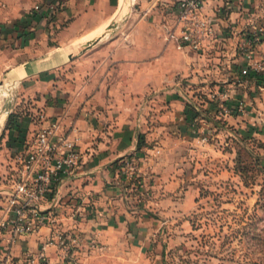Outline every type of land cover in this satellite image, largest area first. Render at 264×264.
<instances>
[{"label": "crops", "instance_id": "0c3cea01", "mask_svg": "<svg viewBox=\"0 0 264 264\" xmlns=\"http://www.w3.org/2000/svg\"><path fill=\"white\" fill-rule=\"evenodd\" d=\"M70 1L63 2L54 21L34 18L25 27L0 29V82L17 84L45 75L50 87L56 89L58 80L53 72L79 54L76 88L63 86L65 98H55L44 110L61 119L63 127L77 137L81 151L74 172L62 179L55 196L45 205L52 223L15 238L3 229L2 262L9 251L12 264H25L27 255L36 252L37 243L55 228L63 231L74 226L84 238L97 239L109 248L121 239L127 248L128 240L131 245L134 239L143 243L150 234L149 217L135 218L125 207L118 161L134 156L139 173L145 180L152 179V188L163 191L164 197L176 198L181 187L175 175L181 143L197 140V119L189 103L197 106L188 81L210 79V72L216 73L218 68L212 69L207 61L215 60L218 49L228 45L219 41V33L200 52L178 47L169 37L175 18L173 6L166 0L162 3L168 6L154 8L138 5L135 0H94L91 19L85 6L75 11ZM225 1L229 2L205 0L204 4V12L216 21L218 30L226 23L220 8ZM126 25L124 37L100 38L107 30ZM169 53L174 55L172 67H166ZM228 71L221 75L230 76ZM3 118L1 114L0 122ZM20 124L28 137L34 129L31 117H23ZM18 136L16 130L6 134L14 152L21 146L14 140ZM54 248L48 245L46 252L53 255Z\"/></svg>", "mask_w": 264, "mask_h": 264}, {"label": "rangeland", "instance_id": "374dc122", "mask_svg": "<svg viewBox=\"0 0 264 264\" xmlns=\"http://www.w3.org/2000/svg\"><path fill=\"white\" fill-rule=\"evenodd\" d=\"M64 1L0 0V29L25 27L34 18L54 21ZM70 2L73 10L85 6L90 19L94 17V0ZM135 3L153 8L169 5L162 0ZM220 8L226 23L219 29V41L228 45L218 49L215 60L207 61L219 72L211 71L210 79L188 81L197 106L189 103L197 119V140L181 143L175 173L181 187L176 198L153 189L152 179L145 180L139 169L131 177L125 176L124 157L118 161L124 205L135 218L149 217L147 239L140 244L134 239L132 245L128 240V248L121 239L109 248L97 239L84 238L72 226L63 230L70 232L64 239L65 251L54 245V254L47 251L36 264H264V72L260 68L264 66V0H229ZM126 27L107 30L100 38L124 37ZM78 56L53 72L56 89L50 87L48 76L39 75L17 83L8 95L0 92V116L4 114L0 149L5 146L0 152V210L10 189L14 154L13 144L6 139L9 115L20 122L55 98L64 99L63 86H77ZM168 56L166 67H172L174 55ZM242 67L248 68L247 73H241ZM227 68L232 74L225 77L221 73ZM220 103L232 111L218 114ZM46 239L37 243L33 255H38Z\"/></svg>", "mask_w": 264, "mask_h": 264}, {"label": "built area", "instance_id": "2783aa9c", "mask_svg": "<svg viewBox=\"0 0 264 264\" xmlns=\"http://www.w3.org/2000/svg\"><path fill=\"white\" fill-rule=\"evenodd\" d=\"M166 1L173 6L175 18L169 37L177 41L178 47L187 46L200 52L208 42L218 37L216 21L204 12L205 0ZM260 68L264 72V66ZM247 71V67L241 68L242 74ZM15 85L14 82L2 81L0 92L4 89L8 95ZM226 94L225 91L223 95ZM231 111L230 106L220 103L218 114L226 115ZM31 120L34 129L28 137L24 136L21 146L13 154L10 189L0 210V234L6 229L11 238L28 235L52 223L51 213L45 205L55 196L62 179L72 175L81 156L77 137L63 127L59 117L50 116L43 107H39L32 113ZM121 167L123 174L131 177L138 170V163L129 155L124 157ZM66 237L69 238L68 234L61 229H53L41 245L38 257L28 254L25 264H36L38 259L45 257L48 245H58L60 251H65ZM3 264H12L9 251L4 255ZM46 264L52 263L48 261Z\"/></svg>", "mask_w": 264, "mask_h": 264}, {"label": "trees", "instance_id": "16d2710c", "mask_svg": "<svg viewBox=\"0 0 264 264\" xmlns=\"http://www.w3.org/2000/svg\"><path fill=\"white\" fill-rule=\"evenodd\" d=\"M6 128L9 129V132L16 130L19 136L15 138V142L17 145L21 144L23 142L25 131L22 129L20 122H17L12 118V115H9ZM2 136V134H1ZM0 136V137H1ZM9 138H12L11 136Z\"/></svg>", "mask_w": 264, "mask_h": 264}, {"label": "bare ground", "instance_id": "6f19581e", "mask_svg": "<svg viewBox=\"0 0 264 264\" xmlns=\"http://www.w3.org/2000/svg\"><path fill=\"white\" fill-rule=\"evenodd\" d=\"M1 94H6L4 89L1 90Z\"/></svg>", "mask_w": 264, "mask_h": 264}, {"label": "water", "instance_id": "95a60500", "mask_svg": "<svg viewBox=\"0 0 264 264\" xmlns=\"http://www.w3.org/2000/svg\"><path fill=\"white\" fill-rule=\"evenodd\" d=\"M115 25L114 24H112V27H114ZM90 44V43H89Z\"/></svg>", "mask_w": 264, "mask_h": 264}]
</instances>
